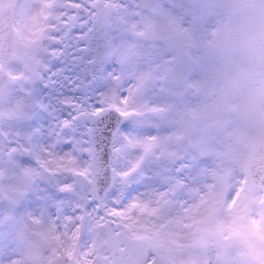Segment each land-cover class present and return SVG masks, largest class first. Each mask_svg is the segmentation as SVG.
I'll return each instance as SVG.
<instances>
[{"label":"rangeland","instance_id":"rangeland-1","mask_svg":"<svg viewBox=\"0 0 264 264\" xmlns=\"http://www.w3.org/2000/svg\"><path fill=\"white\" fill-rule=\"evenodd\" d=\"M107 1L111 14L96 20L92 46L100 60L123 67L128 118L141 136L114 161L101 211L75 188L76 169L58 177L69 193L63 203L27 207L32 174L14 169L0 143V264H264V196L245 174L251 147L264 143L249 119L264 50L237 19L264 11V0ZM17 78L0 96V136L30 115L37 83ZM119 89L120 81L110 83L107 98ZM187 124L192 145L182 153L177 139ZM146 159L154 162L147 171ZM135 183L139 190L122 202ZM106 221L114 229H104ZM109 239L116 249L132 245L126 262L115 259Z\"/></svg>","mask_w":264,"mask_h":264},{"label":"snow or ice","instance_id":"snow-or-ice-1","mask_svg":"<svg viewBox=\"0 0 264 264\" xmlns=\"http://www.w3.org/2000/svg\"><path fill=\"white\" fill-rule=\"evenodd\" d=\"M187 18L195 29L194 6ZM59 31V37L48 45L47 67L29 94V118L0 136L12 167L32 174L26 206L43 204L49 210L69 195L59 176L71 175L68 169L82 175L98 164L102 155L108 157L106 171L116 169L114 161L127 153L142 131L128 118L129 92L124 89L123 67L96 56L88 19L76 15ZM115 81H120L119 95L107 98L105 89ZM153 163L146 159L142 167L147 171ZM140 187L141 183L133 184L127 196Z\"/></svg>","mask_w":264,"mask_h":264},{"label":"clouds","instance_id":"clouds-1","mask_svg":"<svg viewBox=\"0 0 264 264\" xmlns=\"http://www.w3.org/2000/svg\"><path fill=\"white\" fill-rule=\"evenodd\" d=\"M261 8L264 9V2H262ZM237 19L244 27L245 32L254 35L259 47L264 50V11L254 14L241 13ZM261 70L259 91L253 93L249 119L255 122V130L260 134H264V65H261Z\"/></svg>","mask_w":264,"mask_h":264},{"label":"water","instance_id":"water-1","mask_svg":"<svg viewBox=\"0 0 264 264\" xmlns=\"http://www.w3.org/2000/svg\"><path fill=\"white\" fill-rule=\"evenodd\" d=\"M255 167H257V166H255Z\"/></svg>","mask_w":264,"mask_h":264}]
</instances>
